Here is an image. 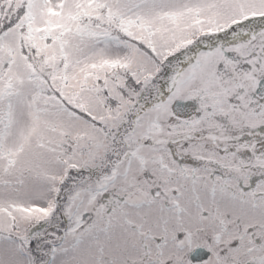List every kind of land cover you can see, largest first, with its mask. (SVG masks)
Returning <instances> with one entry per match:
<instances>
[{"label":"snow or ice","instance_id":"6c2138e0","mask_svg":"<svg viewBox=\"0 0 264 264\" xmlns=\"http://www.w3.org/2000/svg\"><path fill=\"white\" fill-rule=\"evenodd\" d=\"M0 264H264V0H0Z\"/></svg>","mask_w":264,"mask_h":264}]
</instances>
